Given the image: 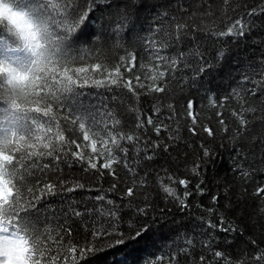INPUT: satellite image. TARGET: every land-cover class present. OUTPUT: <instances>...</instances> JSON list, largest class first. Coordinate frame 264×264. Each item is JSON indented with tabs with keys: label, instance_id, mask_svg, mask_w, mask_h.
Wrapping results in <instances>:
<instances>
[{
	"label": "trees",
	"instance_id": "16d2710c",
	"mask_svg": "<svg viewBox=\"0 0 264 264\" xmlns=\"http://www.w3.org/2000/svg\"><path fill=\"white\" fill-rule=\"evenodd\" d=\"M25 2L41 13L47 11L46 0ZM81 5L87 11V27L80 36L77 31L78 40H71L74 33H68L65 56L60 59L71 71L67 88L53 87L54 111L49 104L47 111L14 112L0 100V130L15 127L24 137L25 158L17 169L27 164L23 172L32 180L24 192L33 184L36 189L24 196L19 215L41 233H51L47 241L51 255L45 253L50 264L53 256L58 264H176L178 253L179 264H185L182 253L188 239L197 242V264L202 254L210 261L216 250L225 252L232 264H257L255 257L264 252V196L254 191L264 188V0H75L77 10ZM237 19L243 23L236 26V32L220 34L234 27ZM240 27L242 35L238 34ZM5 43L0 39V53L5 51ZM93 63H102L109 70L123 65L120 86L94 85V80L107 81L108 74L93 70ZM80 68L85 72L80 73ZM160 71L165 77L155 83L165 90L156 92L147 85ZM137 77L145 88L138 86ZM129 82L137 95L124 87ZM190 102L192 109L187 107ZM25 112L26 120L22 118ZM149 119L161 128L159 135L148 124ZM80 123L105 139L113 129L118 136L127 133L139 137L138 141L122 143L130 149L128 163L138 165L135 183L139 185L146 177L147 186L137 187V194L127 197L133 177L122 164L114 165L115 178L101 168L93 179L83 171L86 164L72 163L75 158L71 151L92 155L93 137L83 139L85 129H80ZM205 127L214 135L204 132ZM63 136L64 151L69 152L67 161L59 162L58 173L56 169L42 173L37 165L42 167L49 158H36L32 164L31 151L42 153L54 144L59 146ZM156 143L158 155L153 161L143 160L142 151L141 159H136L134 145L143 149ZM33 145L36 147L29 149ZM205 148L210 155H204ZM241 164L249 177L235 170L234 165ZM193 166H198V176L191 173ZM100 173H104L102 179ZM9 174L15 175L12 169ZM61 176L69 181V187L75 188L77 182L85 187L73 192L58 188L54 194L40 191L45 181L51 183ZM169 176L190 180L189 191L193 192L203 180L205 192L187 198V209H182L178 200L168 197L160 187L162 178L184 198V186ZM113 184L117 185L115 190ZM98 196L105 197L103 203ZM212 196L219 197L217 214L227 217L230 224L225 227H233V231L220 232L201 224V217L208 219L206 209L212 206ZM108 199L116 206L124 205L120 208L122 219L110 227L97 223L100 216L93 213ZM129 200L131 209L127 207ZM137 205L146 207L147 215L137 214ZM77 210L88 214L83 220L91 221L93 228L107 231L100 235L85 229L73 215ZM212 235L216 238L212 251H208L200 242ZM187 261L191 264L192 256Z\"/></svg>",
	"mask_w": 264,
	"mask_h": 264
},
{
	"label": "snow or ice",
	"instance_id": "6c2138e0",
	"mask_svg": "<svg viewBox=\"0 0 264 264\" xmlns=\"http://www.w3.org/2000/svg\"><path fill=\"white\" fill-rule=\"evenodd\" d=\"M20 4L26 3L25 0H18ZM75 0H46V9L47 11L45 13H41L37 8L33 7L32 11L33 13L38 17L41 18L44 23L46 24V27L42 30H39V36L37 37V43L39 41H44L45 44H48L51 46L50 49L46 48L45 51L51 50L55 55L59 57H63L64 47L66 43H68V33H74L72 36V39L79 38L80 34L83 33L84 28L87 27V24L85 23V20L87 18V11L83 9V5L80 6V9L77 10L75 7ZM61 13H63L61 15ZM242 21L237 19L235 21V26L228 28L227 33H220L221 35H227L232 34L233 32L237 31L236 26H241ZM179 27L183 28V25H180ZM63 29V31H61ZM79 31V36H76L75 34ZM244 30L243 27L239 28L238 34H243ZM29 41V46H32V37L29 35L27 37ZM14 51V50H11ZM103 54V53H102ZM37 55H43V53L37 52ZM123 59V58H121ZM165 58L161 57V60ZM72 62V61H71ZM172 63H175L173 61ZM123 65L118 66H112L111 70H109L108 67H105L102 63H93L91 65V68L101 74L107 73L108 79L105 80H94L93 83L96 86H102L105 83L119 87V81L121 79L120 73H121V67ZM67 71V70H66ZM85 69L80 68V73H84ZM115 73V75H113ZM165 77V72L160 71L158 77H154L153 81L150 85H147L149 88H151L153 91L156 92H162L165 89L162 87L156 86V80L159 78ZM141 77H137V83L140 88H145L146 85L144 83H140ZM9 85H12L11 88H9L8 85H5L3 81H0V100L5 101L7 105H10L8 107L11 111L14 112H22L25 111L22 108V104L24 102H27L28 104L32 105L30 111L32 112H39L42 108L47 111V106L49 104L53 105V111L55 108V100L56 98L52 96V89H50L47 93L43 94H35L31 88L28 87L27 84H22L19 87H17L11 79L9 80ZM124 87L128 89L129 92H132L133 95H137L135 92V89L132 87L131 83L124 84ZM21 96L24 97L23 100H21ZM7 98V99H6ZM187 107L189 109L193 108V104L190 102L188 103ZM158 111V109H157ZM252 111H255V109H252ZM23 119L28 118L27 112H25ZM67 119V118H65ZM48 123L49 125H52L53 120L48 117ZM76 123V121L73 122V125ZM115 123L117 125L121 124V121L116 120ZM241 124H244L245 121L243 119L240 120ZM148 124L154 126V130L159 135L161 132L160 127H156L154 124V121L149 119ZM193 124H195V120L193 121ZM141 124H137V127H141ZM21 127H25L24 125H21ZM80 129H85L83 132V139L85 141L89 140L90 137H93L92 139V155L86 156L83 151L77 152V151H71L70 155L71 157H74L75 159L72 161V163L79 162L80 165L83 167V165H87L86 168H83V171L91 175L93 179H96V171L99 169H105L107 170L108 175H112L114 178L117 175V170L114 165L122 164L123 168L127 170V173H130L133 177V184L132 186L127 187L125 195L127 197H134L136 193L137 187H145L147 186V179L146 177H142L140 184L137 185L135 183V177L137 175L138 171V165L134 167L132 164L128 163L129 160V152L130 149L122 143L123 141L132 142L134 140H139V137H135L133 135H129L125 133L122 136H118V134L115 133V129L112 131H109L106 133L107 139L103 138L102 135L99 133L93 132L91 129H86V126L84 123L79 124ZM57 128H60V125H57ZM30 131V129H28ZM3 131V130H0ZM192 131V129H190ZM204 132H206L209 136H213V131L205 127L203 129ZM225 131H227L225 129ZM9 132H11V139L9 140ZM0 141H8L11 145H13L12 150L5 151L3 148H0V152H3V154L7 157V160L4 165H0V167H6L8 169H12L15 173L13 176V179L15 180V184L13 187L15 188V192L13 194L12 199L6 203L4 207H0V219L6 220L7 223H0V264H8L9 260L16 259L17 257L14 255V252L18 245H29V240H25V237H28L31 241V248L30 251L32 252V255L35 256L36 254L39 255V259H30L27 255L22 257L26 261H28V264H50L48 256L45 255L46 252H48L49 255H51V252L49 249H51V244L47 243L49 240V237L51 236V233L45 232L41 233L40 228L35 227L34 225L28 223L25 221L23 215H19L21 209V201L24 199L25 195L34 193L35 185L33 184V187L28 188L27 192H24V188L27 187L28 184L32 183V180L27 176L26 173L23 172V168H27L28 165L24 164L22 165L21 169H17V164L25 158L24 156V137L20 136L18 132L15 130V127L12 128L11 131H3V134H0ZM61 144L59 146L53 145L49 147L45 152H33L31 151L30 156L33 158L31 160L32 164H36V158H39L41 161H43L44 157H48L49 159L47 161H43L42 167L40 165H37V168L42 172H49L53 169L57 170L58 173V164L61 161H67L69 152L64 151L66 142L65 137L63 136V140L60 141ZM72 143H75V141H72ZM36 146L33 145L29 149H34ZM70 147V146H69ZM79 147V145H77ZM133 147L136 148V151L138 153L136 159L139 161L141 159L139 153L143 152V160L145 161H153L158 153L156 152V149L159 148V143L153 144L151 146L145 145L143 149H140L136 145ZM168 150V146L165 145V151ZM123 153L124 155L121 156L120 154ZM204 155L208 156L210 155V151L205 148ZM103 159L105 162L98 164L96 161ZM264 159V158H262ZM52 161H56L57 163H52ZM235 170L241 174L242 177L247 178L250 176V173L248 171L244 170V166L241 164L239 166H235ZM31 171V169H29ZM191 173L195 176L199 175V168L198 166H193L190 169ZM2 174V173H0ZM104 176V173H100V178L102 179ZM169 180L174 181L178 183L181 186H184V193L183 197L180 198L177 189L174 187H169L166 184L162 182L161 178V184L160 187L162 191L168 196L172 197L178 200L179 206L182 209H187V198L191 197L195 193H200L201 195L204 194L205 189L203 188L204 181L201 180L195 185V191H189V187L191 185V181L188 179H180L176 176H169ZM49 180H51V177H49ZM69 181L65 179L64 177H60L58 180H52L51 183H48L47 181L44 182V188L40 189V191H46L49 194H54L57 189H63L68 192H73L76 190H81L85 187L83 183L77 182L75 185V188L68 186ZM117 185L113 184L112 188L115 190ZM257 195L264 196V188H257L254 190ZM212 206L208 207L206 211L208 212V219L204 220L203 217H201V224L206 225L207 229H218L220 232H229L233 231V227H225L226 224H230L227 217L223 213H218L217 208L215 205L219 201L218 196H212ZM98 200L102 203L105 200V197L98 196ZM124 205L121 204L120 206H116L115 202L111 199H108L106 204H104L99 210L93 209L94 214H98L100 216V220L96 221L97 223H107V225L110 227L112 223H117L120 219H122L120 215V208ZM127 207L131 209L133 207L132 201H128ZM136 212L137 214L147 215V209L141 208L138 205L136 206ZM73 215L80 219L81 222L84 224L85 229H89L91 231L99 232L100 235H103L105 231H107V228L102 229H95L92 226L91 221H84L83 216L88 215L87 213H82L81 211L77 210L74 211ZM213 217H216V219H213ZM54 231V230H53ZM7 234V235H6ZM61 234L65 236L67 239V234L64 233L63 228H61ZM206 232L202 233V235H205ZM11 237V238H9ZM215 235L208 236L207 240H202L200 242L201 247H206L208 251H212L213 245L212 240L215 239ZM55 239H59L57 236ZM187 239V237H186ZM196 241L194 239H188L187 244L185 248L183 249V255L186 258L185 264H188L187 257L192 256L191 264H197V261L195 259V247H196ZM69 251H76L75 248H70ZM179 256L180 253L177 254V260L176 264H179ZM212 259L209 261L207 257H205L203 254L200 256L199 264H219L220 261H223V264H232L231 260L226 257L225 252L222 250H216L212 253ZM255 260L257 264H264V252H262L259 256L255 257ZM52 264H58L57 257H52Z\"/></svg>",
	"mask_w": 264,
	"mask_h": 264
},
{
	"label": "clouds",
	"instance_id": "9594fccd",
	"mask_svg": "<svg viewBox=\"0 0 264 264\" xmlns=\"http://www.w3.org/2000/svg\"><path fill=\"white\" fill-rule=\"evenodd\" d=\"M45 27L44 21L33 13L30 3L20 4L18 0H0V39L6 42L5 51L0 53V81L9 88L12 87L9 85L10 79L17 87L27 84L35 94L47 93L53 87L62 86L61 90L67 88L68 74L71 70L67 69L65 62L51 50L45 51L46 48H51L50 45L45 44L44 41L37 43L39 30ZM29 35L32 37L31 47L27 39ZM9 47L14 51H7ZM37 52L43 55H37ZM20 98L24 99L23 96ZM21 106L28 111L32 107L27 102ZM10 139L11 135H9ZM0 148L10 151L13 145L8 141H0ZM6 160L7 157L0 152V165H4ZM0 173H2L0 174V207H4L13 197L15 180L6 167H0ZM0 223L6 224L7 221L0 219ZM25 240H29V245H18L14 252L17 258L9 260L8 264H28V261L22 258L25 255L30 259H39L38 254L33 256L30 251V239L25 237Z\"/></svg>",
	"mask_w": 264,
	"mask_h": 264
}]
</instances>
